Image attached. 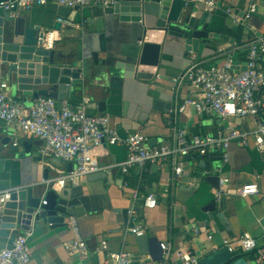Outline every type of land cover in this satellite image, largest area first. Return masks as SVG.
Returning a JSON list of instances; mask_svg holds the SVG:
<instances>
[{"label": "crops", "instance_id": "1", "mask_svg": "<svg viewBox=\"0 0 264 264\" xmlns=\"http://www.w3.org/2000/svg\"><path fill=\"white\" fill-rule=\"evenodd\" d=\"M216 2L219 10L214 14L203 12L200 6H190L193 15H212L204 37L207 40L190 52L185 51L184 45L172 43L162 56L159 67L151 69L154 73L151 81L127 77L125 69L115 66L116 62H128L134 53L132 25L121 21L117 14H106L104 8L92 6L75 11L73 20L69 16L60 18L59 6L53 0L10 14L16 20L26 19L39 24L46 32H55L54 51L63 55L83 53L89 60L95 76L85 91L78 93L72 89L69 96L68 91L60 90L53 98L58 106L77 104L86 98L87 112L93 116H109L120 137L138 131L147 136L149 146L153 147L162 143L173 144L179 128L190 137L216 134L221 130L223 126L219 117L198 114L191 106L174 118L175 110L185 100L196 96L188 80L181 77L193 63L206 67L222 64L224 57L218 55L220 49L232 54L235 64L243 65L249 42L258 35L264 36V1L250 21L251 27L234 26L224 14V10L233 8L243 15L249 0ZM4 13L0 10V15ZM56 24H59L58 28ZM161 36L149 33L146 40L157 43ZM94 52L98 54V64H95ZM3 82L8 83L7 80ZM13 95L19 98V94ZM155 99L165 105L171 104V107L157 110L153 107ZM236 125L249 130L253 128L250 119L236 120ZM12 132L10 127L0 124V152L7 150L1 143L7 136L13 145L17 141H39L22 133L13 136ZM40 146L39 143L32 146L29 155L15 160L18 163L15 178L22 186L45 183L69 172L74 166L71 162L41 156ZM127 157L124 145H104L97 154V161L100 165L110 166L125 161ZM216 158L211 154L185 160L189 175L180 179H175L171 161L148 164L144 168L134 167L127 174L113 169L112 183L102 180L88 182L87 176L80 178L74 185H82L88 198L86 216L66 219L67 229L34 231L28 239L31 253L28 264H106V250L127 251L136 261L146 264H176L174 252L177 248H191L202 259L222 249L221 242L226 237L248 236L261 243L264 236V150L233 143L228 163H223L221 158L215 161ZM222 176L229 178L230 182L226 188L228 193L218 201L215 192ZM251 184L258 185V194L247 198L237 194L240 187ZM166 188L170 193L164 192ZM148 193L157 195V205L153 209L144 207V196ZM223 198L225 204L219 207ZM211 203L217 204L216 210L206 211L204 208ZM132 211L138 215L137 220L132 217ZM220 214L223 218L219 217ZM72 221L77 232L72 230ZM139 224L147 226L145 234L149 238L169 244V260L165 261L162 255L153 260L149 253L142 252L133 230ZM195 230L199 233L196 234ZM208 235L212 236L211 240ZM78 236L87 245L86 256L65 247ZM239 259L249 264L247 258Z\"/></svg>", "mask_w": 264, "mask_h": 264}, {"label": "built area", "instance_id": "2", "mask_svg": "<svg viewBox=\"0 0 264 264\" xmlns=\"http://www.w3.org/2000/svg\"><path fill=\"white\" fill-rule=\"evenodd\" d=\"M50 0H8L0 2V10L8 13L27 11L34 6L44 5ZM58 6L72 10L100 6L108 8L115 0H53ZM264 0H249L243 15L233 8L224 10V14L234 26H250L253 16L258 13ZM199 3V5L197 4ZM198 8L209 14L217 13L219 4L216 0H185V8ZM61 21V19H59ZM55 32H46L44 48L54 49ZM247 59L243 65L233 61L232 54L222 49L218 55L224 57L220 65L206 67L193 63L183 73L190 87L196 93L195 98L185 100L174 112H184L191 106L198 114L214 115L221 119L223 128L216 134L188 136L182 129L175 132L174 143H162L159 146H149V139L141 132L127 133L120 137L111 118L107 115H90L87 112V99L83 98L77 104L58 106L53 98H38L32 105H25L13 95L8 83L0 84V124L10 127L13 136L17 133L26 134L42 141L39 149L41 156L55 158L74 164L72 170L60 177L46 180L64 187L67 183L73 185L90 174L119 170L127 174L131 168H144L148 164L171 161L174 165V177L180 179L189 175L185 167L187 156L193 154L208 157L219 154L223 163H228L230 148L233 143L242 147L253 146L258 151L264 150V36H256L246 47ZM250 119L251 130L236 125V120ZM16 144V143H15ZM104 145H124L128 151L125 161L110 166L100 165L97 154ZM230 180L220 177L219 187L215 197L219 201L225 196ZM165 193H170L166 188ZM257 184L245 185L237 190L242 198L258 194ZM12 190L0 192V204L7 202ZM157 195L148 193L144 196V207L155 208ZM132 217L138 215L132 211ZM72 230L77 232L74 221L70 222ZM147 226L139 224L133 228L137 237L143 236ZM198 234L199 231L195 230ZM31 233L15 237L11 248L0 249V264H28L31 260L28 239ZM211 240L212 236L207 237ZM163 259L171 256L169 244L161 242ZM66 249L87 255L86 243L78 237L65 244ZM221 248L230 254L242 252L251 255L249 264H264V236L262 242L248 236L226 237L221 242ZM176 264H201V258L191 248H177L174 252ZM106 264H146L136 261L127 251H105Z\"/></svg>", "mask_w": 264, "mask_h": 264}, {"label": "water", "instance_id": "3", "mask_svg": "<svg viewBox=\"0 0 264 264\" xmlns=\"http://www.w3.org/2000/svg\"><path fill=\"white\" fill-rule=\"evenodd\" d=\"M8 1V0H7ZM1 2V0H0ZM70 8L59 6L60 18L74 19ZM106 14H117L123 22L132 25L134 53L128 62H116L115 66L125 69L127 77L151 81V69L159 67L162 56L169 51L172 43L182 44L185 51H195L200 42L207 39L208 23L212 15L194 14L190 7L185 8V0H115V4L104 8ZM59 24H56V28ZM149 33L159 36V42H149ZM46 31L39 24L26 19L16 20L5 12L0 15V84L7 80L9 89L19 94V99L27 106L38 98H55L62 89L83 93L92 77L95 76L89 60L83 53L76 55L44 48ZM95 64L97 53H92ZM147 69V70H143ZM155 99L153 107L157 110L170 108ZM7 150L0 152V192L12 190L10 199L0 204V249H9L16 236L21 233H34L36 230L67 229L66 219H79L89 210L88 198L82 185L68 183L56 187L54 183L37 182L22 186L16 180V158L23 159L31 153L36 142L17 141L12 144L10 137L1 141ZM220 160L219 154H212ZM193 156H187L190 161ZM205 163V161H203ZM72 170V169H71ZM47 176H44L46 178ZM88 182L102 180L112 183V172H98L87 176ZM223 198L219 207H223ZM216 203L208 204L206 211H215ZM223 218L222 214L219 215ZM142 252L151 258L161 257V242L148 237H138ZM155 241V243H154ZM201 264H246L244 259L233 256L226 249H220L201 259Z\"/></svg>", "mask_w": 264, "mask_h": 264}, {"label": "trees", "instance_id": "4", "mask_svg": "<svg viewBox=\"0 0 264 264\" xmlns=\"http://www.w3.org/2000/svg\"><path fill=\"white\" fill-rule=\"evenodd\" d=\"M233 256L239 257V258H247L249 259L251 257V255L246 254V253H242V252H236L234 254H232Z\"/></svg>", "mask_w": 264, "mask_h": 264}]
</instances>
